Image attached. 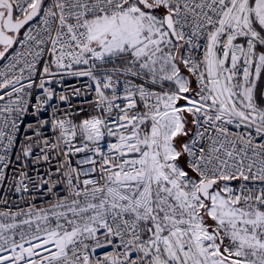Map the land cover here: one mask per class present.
Masks as SVG:
<instances>
[{
  "label": "snow or ice",
  "instance_id": "1",
  "mask_svg": "<svg viewBox=\"0 0 264 264\" xmlns=\"http://www.w3.org/2000/svg\"><path fill=\"white\" fill-rule=\"evenodd\" d=\"M0 264H264V0H0Z\"/></svg>",
  "mask_w": 264,
  "mask_h": 264
}]
</instances>
